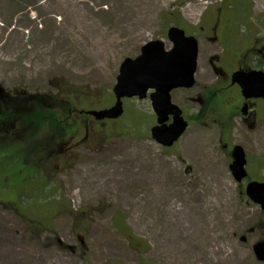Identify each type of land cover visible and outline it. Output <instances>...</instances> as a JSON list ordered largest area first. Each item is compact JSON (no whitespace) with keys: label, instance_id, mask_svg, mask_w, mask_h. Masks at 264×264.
I'll use <instances>...</instances> for the list:
<instances>
[{"label":"rangeland","instance_id":"374dc122","mask_svg":"<svg viewBox=\"0 0 264 264\" xmlns=\"http://www.w3.org/2000/svg\"><path fill=\"white\" fill-rule=\"evenodd\" d=\"M79 1L75 7L72 0H0V94L36 95L57 106L43 120L45 126H30L41 133V142L34 140L36 134L26 143L20 135L10 144L0 138V264H186L171 263L163 242L178 190L204 224L202 235H194L204 253L200 264H214L220 248L223 254L238 248L248 255L246 264H264L253 252L255 243L264 242V211L244 194L247 180L233 178L223 147V142L242 146L249 179L264 180V113L249 126L236 114L205 116V101L195 99L214 87L208 56L227 48L198 41L195 86L171 92L190 125L169 149L150 137L155 115L148 98L124 99L125 112L114 121L99 124L84 113L74 115L76 109L110 107L121 62L138 56L150 40L170 49L166 31L172 25L195 35L203 14L220 15L241 39L244 15L250 11L253 22L264 11V0H164L157 9L137 6L131 32L106 14L108 2ZM83 2L94 7L86 9ZM81 37L78 51L73 43ZM224 97L217 95V102ZM68 133L73 136L67 150L42 156L44 147L49 151ZM24 147L25 162H36L35 173L43 170L42 175H34L32 163L11 160ZM93 177L102 188L93 187ZM185 222L173 226L182 229ZM135 237L144 239L138 247Z\"/></svg>","mask_w":264,"mask_h":264},{"label":"water","instance_id":"95a60500","mask_svg":"<svg viewBox=\"0 0 264 264\" xmlns=\"http://www.w3.org/2000/svg\"><path fill=\"white\" fill-rule=\"evenodd\" d=\"M173 47L165 50L160 40H151L141 47V53L131 59L125 58L120 65L116 83L113 86L115 96L113 105L101 110L88 111L95 119H116L123 113L122 98L146 96L150 93L152 108L157 116V124L151 128L152 138L163 146H170L183 133L187 122L181 116V110L170 99L174 88H190L194 85L196 71L197 43L194 37L186 36L178 27H170L167 32ZM233 81L237 82L244 95L264 98V73L250 71L236 72ZM172 122L166 124L168 116ZM232 162L229 167L236 181L246 176L245 154L240 145L232 149ZM246 195L264 211V181H251L246 185ZM256 259L264 261V242L253 246Z\"/></svg>","mask_w":264,"mask_h":264},{"label":"flooded vegetation","instance_id":"af4514ba","mask_svg":"<svg viewBox=\"0 0 264 264\" xmlns=\"http://www.w3.org/2000/svg\"><path fill=\"white\" fill-rule=\"evenodd\" d=\"M251 15L252 13L244 15L246 19L242 22L243 34L241 39L232 30L231 23L220 15L214 17L204 16L193 33L198 41L203 38L211 44H219L227 48V50H222L221 53L210 54L207 58L209 73L213 77L215 76L212 83L214 87L209 88L206 93L207 96L202 97L198 94L195 97L200 102L205 101L202 108L206 112L205 116L209 112H216L219 116L228 113L230 117L236 114L241 117L242 123L248 124L250 122L249 126H254L264 113V98L244 95L241 87L233 81V74L236 72L254 70L264 73V35L261 33L264 32V11L260 13L259 17L253 18V22L250 19ZM219 94L225 96L221 102L216 100V96ZM207 97L208 99H206ZM5 103V94H0V113ZM182 113L184 119L190 124V117L185 116L184 110H182ZM70 136H73V133L69 135L64 143H61V151L67 150L72 139ZM223 147L226 156L231 161L233 145L224 144L223 142ZM50 155L52 157V149ZM24 163L26 162L24 161Z\"/></svg>","mask_w":264,"mask_h":264},{"label":"bare ground","instance_id":"6f19581e","mask_svg":"<svg viewBox=\"0 0 264 264\" xmlns=\"http://www.w3.org/2000/svg\"><path fill=\"white\" fill-rule=\"evenodd\" d=\"M103 1L108 2L106 4L107 6H104L106 7V14H109L116 21L121 22L119 26L122 30L131 32V23L137 19V6L140 7L147 5L148 7L157 9L160 6L161 1L164 0H136V5H132L130 3V0ZM84 3L85 2H83V5L86 9L89 7H94V4L93 6H91L90 4ZM72 4L75 7H78L80 4H82V2H80L79 0H72ZM96 11H100V9L97 8ZM57 20L60 21L61 19L57 17ZM75 21L72 22L73 26L76 23ZM83 41L84 40L81 37L79 40L77 39V41L73 43V47L75 48V50L80 51L83 49L81 46ZM91 182L93 187L95 188L100 189L103 187V183L98 178L93 177ZM78 183H83V180L77 181L75 184ZM177 194V204L170 209V215L172 218L171 223L169 225L167 222V226L165 227V241L163 240L165 245V253L167 254V257L171 263L179 261L186 264H200V262L204 258V253H201V251H199L198 240L194 235L197 234L198 237L202 235V232L205 229L204 224L200 221V219L198 221L196 209L191 206L190 208L187 206V200L183 197L182 193L179 190L177 191ZM160 197L161 201L164 200L162 195ZM180 220H186L182 229L173 226L178 225ZM225 224L227 226L228 224L234 225L230 220H226ZM218 251L220 254V258L217 259L214 264H246L245 262H247L248 260V255L245 256L241 251L238 250V248H233L231 252L227 251L229 252H226L227 254H223L225 253L223 248H220ZM186 256H188V259H185Z\"/></svg>","mask_w":264,"mask_h":264},{"label":"trees","instance_id":"16d2710c","mask_svg":"<svg viewBox=\"0 0 264 264\" xmlns=\"http://www.w3.org/2000/svg\"><path fill=\"white\" fill-rule=\"evenodd\" d=\"M56 108L57 106H56L55 101H52L50 103H46V102L43 103L42 101H40V98H38L36 95H30L29 97L24 96L23 99L22 98L18 100L15 99L12 102H10L7 105V109L3 111L2 118H3V121L7 119L6 124L9 127L11 126L12 124L11 121L13 119H15V122L21 120L22 124H24L26 127L32 126L33 124L34 126H36L39 123H42V126H45L43 123V120L46 119L51 112L53 114ZM42 109H44V111H41ZM117 220L120 223H122L124 218H121L118 216ZM122 224L124 225V229L128 231V226L125 225L124 223ZM117 227L119 229V226ZM129 236L131 238L130 233H129ZM138 239H141L142 241H144V239L142 238H138Z\"/></svg>","mask_w":264,"mask_h":264}]
</instances>
